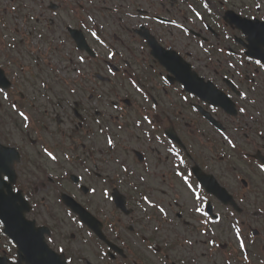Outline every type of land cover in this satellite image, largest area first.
Wrapping results in <instances>:
<instances>
[{
    "label": "flooded vegetation",
    "instance_id": "obj_1",
    "mask_svg": "<svg viewBox=\"0 0 264 264\" xmlns=\"http://www.w3.org/2000/svg\"><path fill=\"white\" fill-rule=\"evenodd\" d=\"M3 2L0 65L11 98L0 100V143L57 157L41 171L48 184L28 194H43L31 217L50 228L51 247L65 248L71 264H264V0H46L28 26L10 21L31 19L24 0ZM69 27L102 52L78 51ZM52 62L59 76L44 73ZM21 80L41 88L23 93ZM215 91L235 115L207 100ZM31 162L19 164L20 179ZM196 166L233 201L205 192ZM1 252L18 262L12 248Z\"/></svg>",
    "mask_w": 264,
    "mask_h": 264
},
{
    "label": "snow or ice",
    "instance_id": "obj_2",
    "mask_svg": "<svg viewBox=\"0 0 264 264\" xmlns=\"http://www.w3.org/2000/svg\"><path fill=\"white\" fill-rule=\"evenodd\" d=\"M204 7L205 8L208 7L207 3L204 4ZM256 7L260 8L261 5L257 3ZM209 11H211V9H209ZM197 16H199V13H197ZM89 19H91V17H89ZM92 35L96 36V33L93 32ZM21 43H23V41H21ZM77 59L80 61L81 64L85 62L84 57H77ZM257 64H259V61H257ZM0 67H2V65H0ZM77 74H80V73H77ZM133 86H135V82H133ZM7 87H8L7 84L4 86H0V100L7 101L11 98V94L6 90ZM43 87L47 88L48 87L47 83H45ZM72 91L75 92V89H73ZM137 91H141V89L137 88ZM251 103L254 105L256 101L252 100ZM10 107L13 110H16L18 106L15 102H12ZM152 107L155 108L156 105L153 104ZM240 112L246 114V109L241 107ZM18 114H19V117L22 118V121L24 122L23 127L26 129L29 128L30 123H31L29 115H27L24 111H19ZM143 119L145 121H148V123H151V121L149 120L147 116H144ZM261 135L262 137H264V133H262ZM225 139L227 140V143L231 146L232 149H235L237 147L236 143L232 139L228 137H225ZM107 143L110 146L114 145V141L111 138L108 139ZM43 152L51 160L55 161L57 159V157L53 155V153L49 151L47 148H44ZM65 158L67 159L70 157L66 156ZM16 160H17V156L14 151L8 148H5L3 146H0V216H4L6 211L12 213L17 218L19 224L22 226V232L30 234L32 239L36 243H38L41 249L46 253V255L49 258V264H65V257L63 255V253L65 252V248L59 247L57 249V252L60 253V255H57L55 252H52L49 249L48 245H54L55 240L50 238L47 240L46 243L44 242L43 237L40 235L38 231H36L33 224L27 222L24 219L23 217L24 205L22 201H20L19 196L12 195V193L19 194L21 192L20 188L12 187V183H14L16 179L13 174L14 161ZM259 170L261 172H264V163L259 165ZM123 171L127 172L128 169L124 168ZM141 179H143V177H141ZM10 180H11V183H9ZM186 181H187V178L185 177V182ZM188 187L191 188L192 186L188 185ZM5 189H7L9 193L7 197H5L4 195ZM94 191L95 189H93V192ZM104 195L107 196L109 194L105 192ZM24 199H27V197H24ZM143 199L146 202L151 203V201L148 200L147 196L143 197ZM197 199H199L198 195H197ZM152 206L158 207L157 205H152ZM196 211L199 212L200 209H196ZM159 212L163 213L166 217L167 214L165 213V210L163 207H159ZM4 222H5L4 220H0V224H3ZM80 227L83 228V224H81ZM155 231H159V228L155 229ZM88 235L91 236V233L89 232ZM235 237L238 241V247L244 248L246 245H245V242L241 239V233L239 229H236ZM17 242H19V240ZM185 243L191 244L192 241L188 240V241H185ZM101 255H104V254H101ZM68 264H71V262L69 261Z\"/></svg>",
    "mask_w": 264,
    "mask_h": 264
},
{
    "label": "water",
    "instance_id": "obj_3",
    "mask_svg": "<svg viewBox=\"0 0 264 264\" xmlns=\"http://www.w3.org/2000/svg\"><path fill=\"white\" fill-rule=\"evenodd\" d=\"M4 195H5V197H7L9 194L6 195L4 193ZM12 195H15V194L12 193ZM18 196L20 198V201H22V203L24 205L23 217L25 219V216H24L25 211L29 210L28 203L25 200H23V198L20 194H18ZM0 218H1V220L5 221L3 224H5L6 234L11 236L12 238H14L17 241L19 240L20 246H23L24 251L27 254H29V258H28L29 262L31 264H33V262L39 263L40 260L43 259L42 258L43 256H40L41 255V247L39 246L38 243H36L32 239L30 234L22 232V226L19 224L17 218L12 213L7 212V211L5 212V215L0 216ZM27 222H29V221H27ZM32 224L35 228L34 222H32ZM38 232L43 237L42 233L40 231H38ZM43 260H45V259H43Z\"/></svg>",
    "mask_w": 264,
    "mask_h": 264
},
{
    "label": "rangeland",
    "instance_id": "obj_4",
    "mask_svg": "<svg viewBox=\"0 0 264 264\" xmlns=\"http://www.w3.org/2000/svg\"><path fill=\"white\" fill-rule=\"evenodd\" d=\"M52 64L54 65V66H58L59 67V65H58V63L57 62H52ZM59 74V73H58ZM31 91H37V90H31ZM33 177V176H32ZM35 182H36V180H34ZM42 196H43V194H40V197L42 198Z\"/></svg>",
    "mask_w": 264,
    "mask_h": 264
}]
</instances>
